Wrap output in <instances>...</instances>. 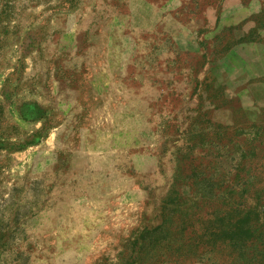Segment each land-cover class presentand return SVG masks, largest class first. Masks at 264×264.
<instances>
[{"label":"rangeland","instance_id":"obj_1","mask_svg":"<svg viewBox=\"0 0 264 264\" xmlns=\"http://www.w3.org/2000/svg\"><path fill=\"white\" fill-rule=\"evenodd\" d=\"M0 264H264V0H0Z\"/></svg>","mask_w":264,"mask_h":264}]
</instances>
